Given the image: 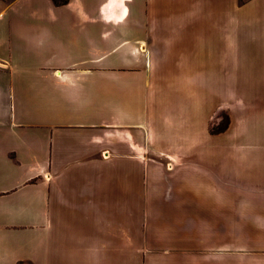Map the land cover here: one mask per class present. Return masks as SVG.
I'll list each match as a JSON object with an SVG mask.
<instances>
[{
  "label": "crops",
  "instance_id": "1",
  "mask_svg": "<svg viewBox=\"0 0 264 264\" xmlns=\"http://www.w3.org/2000/svg\"><path fill=\"white\" fill-rule=\"evenodd\" d=\"M0 264H264V0H0Z\"/></svg>",
  "mask_w": 264,
  "mask_h": 264
},
{
  "label": "rangeland",
  "instance_id": "2",
  "mask_svg": "<svg viewBox=\"0 0 264 264\" xmlns=\"http://www.w3.org/2000/svg\"><path fill=\"white\" fill-rule=\"evenodd\" d=\"M217 108L209 120V130L213 135H218L222 133L228 126V116L224 108V100L222 98H217Z\"/></svg>",
  "mask_w": 264,
  "mask_h": 264
},
{
  "label": "trees",
  "instance_id": "3",
  "mask_svg": "<svg viewBox=\"0 0 264 264\" xmlns=\"http://www.w3.org/2000/svg\"><path fill=\"white\" fill-rule=\"evenodd\" d=\"M56 6H63L69 3L70 0H52ZM227 127V126H226ZM225 127V128H226Z\"/></svg>",
  "mask_w": 264,
  "mask_h": 264
}]
</instances>
